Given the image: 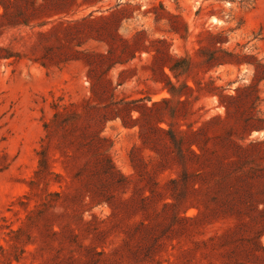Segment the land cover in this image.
<instances>
[{
  "label": "rangeland",
  "instance_id": "374dc122",
  "mask_svg": "<svg viewBox=\"0 0 264 264\" xmlns=\"http://www.w3.org/2000/svg\"><path fill=\"white\" fill-rule=\"evenodd\" d=\"M107 42L151 52L93 94ZM154 55L222 95L162 102ZM0 264H264V0H0Z\"/></svg>",
  "mask_w": 264,
  "mask_h": 264
},
{
  "label": "trees",
  "instance_id": "16d2710c",
  "mask_svg": "<svg viewBox=\"0 0 264 264\" xmlns=\"http://www.w3.org/2000/svg\"><path fill=\"white\" fill-rule=\"evenodd\" d=\"M114 14H112L111 16H113ZM223 41V40H222ZM164 42V41H163ZM109 45V50L107 52V55L105 54H99L96 52H90L87 53V64L90 67V72H89V79H91L90 83H91V91L93 94L95 93V89H96V84L94 83V81L92 80V75H91V71H96L98 70V68H104L106 66V68H104V73H102V75H104L105 73H107L109 70H111L113 67H115L117 64H126L129 61L133 60L136 57V53L137 51H142L141 49H143V51H146L148 53L151 52L150 50V46H143L141 47V42H138L137 46L135 47H131L128 44H124V47L122 48V53L124 55H116V50L114 49V47L112 46V44H110V42H107ZM155 51H159L158 48H155ZM204 51V50H203ZM203 53V52H202ZM126 55V56H125ZM10 57V56H8ZM206 58L204 59L203 63L209 64L211 66L213 65H222L226 62L220 60V58H218L217 56H215L214 54H207L205 56ZM154 64L151 67V69L154 71V66L156 68H158L160 70V74L162 75V77L164 78L165 84H164V89H167V91L170 93L171 97L170 98H164L162 99V102L169 104L172 103L174 100H176L177 102L181 103V104H187L190 103V97L194 94L195 91H208L211 94H218V95H222V93L217 92L219 90V87L214 86V81L210 80L208 82H203L201 80L195 81V85L196 88L190 86L188 84L187 81H183L179 86H177L176 84H174L170 77L166 74L165 72V68L168 67L169 70L174 74L175 78H177V80L179 81L181 76L184 75H190V73L192 72V67H193V60L191 57H187V58H180L175 60V64L173 65H169L166 64V62H162L160 63L157 62V56L154 55ZM100 59V60H98ZM154 82H158L160 80H158L157 78L153 77L152 78ZM121 82L118 83V85H120ZM250 90V89H254L256 90V85H251L249 87H245V90ZM242 90L241 87H237L236 88V92L237 94H239V92ZM185 97L184 100H182V98ZM231 100H234L235 97H229ZM199 98L198 96L194 97V100L197 101ZM223 103V102H221ZM157 102H153L152 106H157ZM227 111H229V105L225 106ZM143 108H147V107H143ZM143 108H129L128 104H125L123 109H118L117 110V117H121V110H125L128 115L132 112V111H138L140 113V116L137 118H132L131 115H129V118L132 122H134L135 125L140 124V122L142 120L145 119L144 116V112H142L140 109ZM152 107L149 108V110ZM59 114L57 113L55 115L58 116ZM177 115L176 110H172L171 112V116L174 117ZM123 119V118H122ZM164 121V120H163ZM50 128V124H45V129H49ZM198 131H194L193 129H190V139L189 142L190 144H194L197 143L196 142V135ZM171 139L173 144L177 147V149L180 151L181 153V149H182V144L184 141H186L184 138H178L176 136V134L174 133V131L172 129L169 130ZM39 155H42V158L39 160V169L36 172L37 175H40L43 169H47L49 168V163H48V157H47V153L45 152V150L38 152ZM103 158L100 159V164L102 166V168L106 169H113L114 168V163L111 159V156L108 153H102Z\"/></svg>",
  "mask_w": 264,
  "mask_h": 264
}]
</instances>
